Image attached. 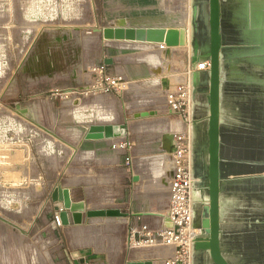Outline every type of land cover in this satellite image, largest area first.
<instances>
[{"label":"rangeland","instance_id":"obj_1","mask_svg":"<svg viewBox=\"0 0 264 264\" xmlns=\"http://www.w3.org/2000/svg\"><path fill=\"white\" fill-rule=\"evenodd\" d=\"M193 14L194 0H0V264H65L74 259L73 251L89 264H124L127 258H153L160 264L168 250L131 245L125 218L83 214L80 226L71 217L69 224H53L51 194L60 184L87 209L152 213L144 218L161 221L163 216L153 214H165L171 163L162 154L160 136L184 124L164 110L174 86L188 79L185 66L199 44L192 28L189 43L187 31L186 46L171 50L161 49L163 44L108 42L99 30L117 24L187 27ZM104 55L115 63L100 73ZM48 60L54 61V72L38 67ZM223 77L221 126L250 148L249 156L229 154V160L253 168L221 179L222 198L237 196L241 212L234 220L220 213L222 250L236 264L238 256L264 257V159L257 157L264 152L258 145L264 137V66L238 64ZM107 79L114 84L109 87ZM196 81L204 82L201 72ZM200 86L194 102L208 106ZM227 86L239 111L232 122L222 110ZM18 105L35 107L36 113H21ZM149 110L156 116L133 117ZM108 123H125L126 134L83 139L90 125ZM200 123L205 131L207 118ZM193 139L196 149L199 139ZM199 157L207 162V153ZM133 174L139 181L132 180ZM243 184L259 188L244 192ZM194 187L204 191L206 184L201 180ZM222 205L233 207L226 200ZM232 222L239 225L234 239L223 231Z\"/></svg>","mask_w":264,"mask_h":264},{"label":"water","instance_id":"obj_2","mask_svg":"<svg viewBox=\"0 0 264 264\" xmlns=\"http://www.w3.org/2000/svg\"><path fill=\"white\" fill-rule=\"evenodd\" d=\"M207 31L208 48L205 52L194 51L192 61L197 62L200 59L209 60V71L202 73L207 76L208 109L207 116V192L209 197L208 217L209 230L207 236L197 240L194 245L195 251L205 253L211 264H232L224 255L221 246V223H220V196H221V137H220V114H221V53H222V16L219 0H207ZM195 6L194 14L195 15ZM205 12V9H204ZM104 40L110 41H135L140 43H164L166 46H185L186 30L184 27H130L125 25H116L104 27L99 30ZM196 46V43H195ZM105 63L112 64V58L106 59ZM196 80V74H195ZM21 113L28 114L29 108L17 106ZM155 110L140 111L133 114L135 119L148 118L156 116ZM126 134V125L122 124H104L90 125L84 136V140H102L121 137ZM194 141V139H193ZM195 148V143H194ZM161 149L166 151L162 145ZM174 150V148H173ZM167 152V151H166ZM139 176L133 174V180L137 181ZM52 200L57 203L62 201L64 205L60 211V218L63 224H69L70 217L75 224L81 223L83 214L86 217H113L127 215L119 209H87L83 200L75 201L70 196L69 190H64L62 185H58L51 194ZM58 209V206L56 207ZM74 258H78L76 251L72 252ZM125 264H159L157 260H128Z\"/></svg>","mask_w":264,"mask_h":264},{"label":"built area","instance_id":"obj_3","mask_svg":"<svg viewBox=\"0 0 264 264\" xmlns=\"http://www.w3.org/2000/svg\"><path fill=\"white\" fill-rule=\"evenodd\" d=\"M104 57L106 56L104 55ZM209 68L208 59L193 62L192 56L188 58L184 70L188 79L176 84L171 90L166 102V110H164L166 114L179 116L185 126L194 121L193 117H198L193 115L192 110L201 85L195 80V74L198 72L207 73ZM98 69L100 73L106 71V64H102ZM107 83H109V87L114 84L113 81L108 79ZM202 85H204L203 91L207 93V85ZM19 103L17 101L15 105ZM173 141L175 146L172 152L167 153L163 150L164 155L169 157L171 163V168L166 173L168 195L165 217L161 218L159 222L158 220H147L127 213L129 216L127 238L133 246L168 250V252H164L165 255L160 264H193L195 242L207 236L203 229L196 228L193 217L195 200L193 188L195 183L199 182L195 179L193 170L194 141L190 133L184 130L175 132ZM58 185L56 184L53 189ZM57 206L58 204L54 203V207ZM61 210V207L58 206L52 218L53 224L60 225ZM164 219L167 220V223Z\"/></svg>","mask_w":264,"mask_h":264},{"label":"bare ground","instance_id":"obj_4","mask_svg":"<svg viewBox=\"0 0 264 264\" xmlns=\"http://www.w3.org/2000/svg\"><path fill=\"white\" fill-rule=\"evenodd\" d=\"M204 1L205 0H194V6H195V15L189 21V26L184 27L188 31V43H189V38H190V31L191 28L194 31L195 34V40L199 44V49L201 52H205L208 48L207 46V19L204 14ZM257 20V19H255ZM174 27V26H173ZM176 27V26H175ZM178 27V26H177ZM197 44V45H198ZM186 46V45H185ZM160 47H163L165 49H174L178 47H184V46H166L165 44L161 45ZM238 61L239 60H235ZM236 62L232 61L231 59H228L227 61V66L233 67V65ZM157 73V72H156ZM161 73V71H160ZM204 76V75H203ZM170 81V80H169ZM168 79H164L162 82L163 83H168ZM207 81V76H204V84ZM225 80L224 78L222 79V83L224 84ZM171 83V82H170ZM201 84V85H202ZM168 84H164L166 86ZM231 86H227V93L224 95L226 99V106L222 109L223 112H225L227 118L229 120H234L235 117L239 114V111L237 108L233 106V97L230 92ZM78 99L74 100V102H77ZM35 107H31L29 109V114L33 115L36 113ZM193 115L198 116L197 118L193 119L194 121L185 126L184 124L182 125V128L177 131H187L190 133V135L193 137H198L199 141L196 145L195 149V154L197 156L194 157V162H193V170L194 173L196 174L197 180L201 181L204 180L206 184V188L203 191L200 187H194L193 188V195L196 199L194 202V206L197 203H200V209L199 211H196L194 208V224L197 229H203L208 231L209 230V217H208V206H209V197H208V192H207V184H208V177H207V162H203L200 159V154L201 152L207 153V135H206V130L203 131L202 125L200 123V120L203 116H207L209 113L208 106L202 103L201 101H195L193 104ZM220 137H221V176L222 175H227V176H232L235 172H242V173H249L251 170H253L252 166L248 164H241L237 163L236 161H231L229 160L230 155L234 156H249L250 148H249V143H246L245 140H237V139H232V133L230 132L229 128H222L220 127ZM175 131V132H177ZM175 132H165L161 134V139H162V145L164 148H166L167 153H170L173 151L174 148V141H173V135ZM116 138H121V137H116ZM259 146L264 147V137L259 138ZM164 155V152L162 153ZM230 154V155H229ZM165 156V155H164ZM259 159H264V152H260L257 156ZM259 186L256 184L252 185H247L243 184L242 186L239 187L240 190H243L244 192L248 190H256L258 189ZM64 190H68V188L63 187ZM224 186L221 184V192H223ZM232 202L233 207H228L226 205H222V202L224 201ZM257 202V201H255ZM58 204L64 205L62 201L57 202ZM246 204V203H245ZM255 206H259V204L254 203ZM241 206V205H240ZM60 207V206H59ZM242 208H245V205L241 206ZM220 208H221V213H225L231 220L237 219L241 212L239 211L238 203H237V196L235 195H227V197L224 199L222 198V195L220 197ZM90 210V209H89ZM149 214V213H146ZM136 215H143L140 213H137ZM165 214H162L161 212H158V216H164ZM127 215H119V216H113L115 219H118L120 217H126ZM112 217V216H111ZM95 218H104V217H95ZM165 223H167V220H165ZM61 222V221H60ZM75 225H80L79 223ZM239 228V225L232 222V223H227L225 226H223V231L224 233L230 237V239L237 238V230ZM222 236V234H221ZM129 242V241H128ZM262 248V246H260ZM238 251V250H237ZM194 252L195 249H194ZM236 252V250H235ZM264 255V251L262 253ZM236 264H264V257L263 258H258L257 256H251L249 255H242L236 257L235 260Z\"/></svg>","mask_w":264,"mask_h":264},{"label":"crops","instance_id":"obj_5","mask_svg":"<svg viewBox=\"0 0 264 264\" xmlns=\"http://www.w3.org/2000/svg\"><path fill=\"white\" fill-rule=\"evenodd\" d=\"M219 1H220L221 16L223 18L221 25L222 53H221V62H220L221 80H222L224 78L223 77L224 70H228L230 68V66H227L228 59H231L232 61L236 62L233 66L238 64L253 65L255 64V62L256 64L264 66V0H219ZM204 9H205V3H204ZM139 26H145V25H139ZM106 41L109 42L110 40H106ZM255 42H258V44ZM150 44H154V43H150ZM126 45L128 46V44ZM109 58H112V64L105 63V60ZM136 58L137 56L133 54L131 60L135 61ZM235 60H239V62ZM103 61L107 67L106 71L110 70L111 68L109 67L114 65L115 63V59L111 56L104 57ZM38 67H43L44 71L47 73L54 72L56 68L55 63L52 60H48L46 61V64L42 66L39 65ZM134 71H136L135 68H132V72L136 73ZM220 122H221V114H220ZM174 127L178 128V125ZM114 139L116 138H113L112 140ZM63 187L68 188L64 185ZM73 200L78 201L80 199L73 198ZM139 213L143 214L142 216H140L143 218L144 216L148 215L145 212H139ZM131 214H137V213H131ZM128 215L126 217H120V218H125L126 220H128L129 219ZM153 215L158 216V213H154ZM104 218H114V217H104ZM75 226H80V225H75ZM162 253L164 254V252ZM139 259L140 258L138 259L127 258L125 262L128 260H139ZM66 260H68V258H66ZM87 260L88 259L86 258V256L84 257L80 253L78 258L68 260L66 261L67 263L65 262V264H72L73 261L76 264H88ZM193 264H211V263L208 261L207 255L205 253H199L196 251L193 253Z\"/></svg>","mask_w":264,"mask_h":264},{"label":"flooded vegetation","instance_id":"obj_6","mask_svg":"<svg viewBox=\"0 0 264 264\" xmlns=\"http://www.w3.org/2000/svg\"><path fill=\"white\" fill-rule=\"evenodd\" d=\"M194 208H195L196 211H199V209H200V203L195 204Z\"/></svg>","mask_w":264,"mask_h":264}]
</instances>
